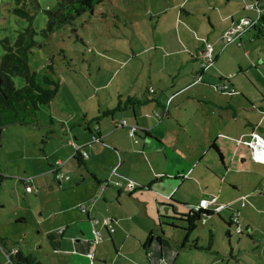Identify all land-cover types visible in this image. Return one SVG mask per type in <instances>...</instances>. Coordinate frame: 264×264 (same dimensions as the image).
<instances>
[{
	"label": "rangeland",
	"instance_id": "rangeland-1",
	"mask_svg": "<svg viewBox=\"0 0 264 264\" xmlns=\"http://www.w3.org/2000/svg\"><path fill=\"white\" fill-rule=\"evenodd\" d=\"M37 1L39 8L33 16L32 27L37 31L35 39L41 43V47L31 49L29 66L32 70L41 74L47 62L52 60L54 66L52 77L58 84L57 95L49 104L40 106L36 112V124L25 126L7 124L3 126L0 146V164L7 169V174L10 176L2 178L0 181V200L4 204L1 209L0 227L7 236H10V239L25 234V239L30 245L36 241L35 238L39 229H52L55 224H58V219L61 216L65 215L68 217L69 214L74 215L77 211L85 218L86 213L81 212L75 206L68 209L69 206L72 207L79 193L85 194L87 192V185L89 187L91 185L94 186V181L89 176H84V180L79 181L81 177L75 172L78 170L76 163L70 158L72 148L66 144L69 139L75 141L72 138L73 135L77 136V140L85 136L83 128L81 126L78 127L83 120L82 115H78V113L85 111L89 116V120L92 114H96V109L105 106V104L116 105L119 93L126 94L131 92L143 95L149 83L153 82V79L149 81L150 77L154 78L162 70V73L167 75L169 68L168 63H166L165 52L163 51L167 48L163 49L160 46L155 48L154 42L158 37L168 40L170 30L158 31V34L154 36L153 28L155 22H158L157 25L173 22L172 7H175L181 0H170L171 4L168 8H171V10L160 17L153 14V11L158 10L162 6L167 7L166 1L169 2V0H104L96 6L92 14L87 12L81 15V18L75 22L74 26L67 25L47 38L41 37L39 32L45 24V10L52 7L55 0ZM255 1L232 0L235 8L241 11L240 14L246 13L251 15V18H256L255 11L245 9V6ZM204 2L205 0H184L183 4L184 8H193L194 11H197L196 8L198 6L202 7L200 8L201 10L207 11V5ZM11 3L12 0H0V39L7 37L10 41L14 39L16 32L25 26L24 20L10 13ZM7 4H9L8 11L4 10V7L7 8ZM197 12L201 15V11ZM222 13L224 14L225 11L222 10ZM164 26L169 29V25L165 24ZM171 33L173 34L174 32L171 31ZM249 38L251 37L249 36ZM149 42L152 47L144 50V52H139ZM219 42L222 44L221 41ZM238 47L241 49V58H239L242 64L241 73L238 74L242 85L239 86H244V89L235 88L239 92L236 91L235 94L230 96V102L244 103L243 95L247 92L248 97L246 100H248L250 108L240 111L242 123L248 117L257 120L260 126L257 129V133L264 141V38L259 36L255 41L249 42L248 40L244 47ZM247 48L250 50L249 56L244 52ZM133 52H139V54L133 56ZM2 53L3 50L0 43V57ZM185 57L184 62L187 61V57ZM127 58L129 59L126 60ZM226 61L221 60L223 63ZM199 63L200 59L196 62V66H199ZM220 65L223 67V72L230 69V64L224 65L220 63ZM213 68H216V64L208 67L205 70L207 74L204 76V78L210 79L211 88L214 87L212 82H218L219 74H223L217 68L215 72ZM233 71L236 72L237 69L235 68ZM255 71L263 79L255 75ZM170 72L171 75H175L178 69L172 68ZM224 77H229V75H224ZM13 81L17 87L24 84V80L21 77H14ZM94 85L102 88L99 91V96L94 94L96 93L93 90ZM229 90L222 91L229 93ZM214 91L213 88L209 92L215 98H218L219 95ZM233 92L234 90L232 89L231 93ZM221 97L224 98V102L228 101V95ZM207 100L208 102H202L200 105L199 100L194 97L193 102L188 101V103L184 104V106L190 108L188 110L182 109L179 114L180 118H176L174 113H172L170 115L171 122L163 120V125L156 124L155 116L153 111H151L149 112V124L156 126L154 132L159 135L165 134L163 129L170 128L169 133L172 136H178L179 134L180 137L185 135L194 137L198 129H196L193 122L188 121L184 127L180 124L187 119L191 120L190 113H194L193 109L195 107L200 108L202 117L194 116V121L207 119V122H209L210 113L218 114V109L211 99ZM177 101L180 102V100H175V102ZM152 106V103H145L142 106H138L137 111L138 109H143L144 112H148ZM125 114L128 121L132 122V111L127 109ZM62 125H67V129L62 128ZM125 125L127 124L125 123ZM103 126L106 128L112 127L108 120L105 121ZM69 127H71L70 131H68ZM201 127L202 124L199 125V128ZM233 127V132L239 129L238 125H234L231 128ZM183 128L185 129L183 130ZM49 129L53 131V138L45 139V134ZM127 130V128L119 130L123 131V135H120V140L125 147L130 148L133 146L136 150H139L140 145L145 143L143 135L136 132L135 137L131 138L127 136ZM102 131H104V128H102ZM201 131L199 129V132ZM216 133L218 132L211 128L209 135L217 137V143L220 146L222 144L225 147L230 141L245 145L241 141L243 139L240 140L233 137V139H230L227 135L221 136L222 133ZM240 137L247 138L245 136L242 137V135ZM135 138L138 140L137 145L133 142ZM205 138L203 136V139L201 137L199 141H194V139L186 141L184 139V142L178 143L168 137L165 138L168 148L164 149L161 144L152 140L147 143L149 147H146L147 149L144 151L147 155H152V158H144L139 153L144 162L138 165V156L129 151L127 162H124L122 167L112 171H110L109 166L102 167V176L100 175V178L107 176L109 179V176L113 175L109 183L110 185L112 184V187L114 184H119L117 181L121 183L123 190H125L123 191L122 200L124 205L129 208L128 210L132 212L135 208V215L140 214L141 216L144 213L143 217L146 215L152 219L156 218L158 213L164 214L166 212L160 203L173 204V202L166 200L167 194L169 196L172 195L174 201L185 204L178 208L180 213L183 214L188 213L189 208L197 205L200 199H207L213 195L217 196L215 205L222 206L217 211L218 215L204 216L205 222H197L195 229L188 233L185 245L182 247H180V244L184 242V233L166 232L162 236L161 244L154 239L148 256L151 259L153 257V260L159 261L161 257L162 264H264V164L252 165V162H250V149L248 148L249 150L248 153H245V157L242 156V158L237 154L235 155L233 166L235 168L236 166L240 167V170L231 169L226 172L218 154L210 147L212 141L204 143ZM72 141L69 142L74 144ZM207 145H209V148H207ZM191 146L194 151L197 149L198 153H190V150H192ZM175 147L177 151L173 152ZM84 150L87 151L86 149ZM202 150L204 156L197 157ZM106 151L109 152L110 150L106 149ZM227 151L231 152L229 147L225 148V152ZM172 152L176 159L179 158L180 161L181 159L190 160V162L194 161L192 164L195 167L194 171L191 173L186 167L182 168L181 166L184 163H179L181 166L172 165L167 160ZM109 155L111 156L110 153ZM57 158H60L61 161L55 162ZM57 163L62 165L63 174L70 178V180H63L62 182L69 184L64 187H57L49 180L50 184L53 185V190L49 188V191L43 184L39 185L38 188L35 187L37 180L50 179L52 174L49 172L57 166ZM128 163H135V166L128 165ZM202 169H204V172H200ZM45 171L46 173H44ZM82 174L84 175L85 173L82 172ZM28 177L35 179L31 181L33 187L32 192L29 191V193L21 182ZM159 177L162 178L160 179ZM156 178L158 179L156 180ZM74 180L80 182L77 185L79 186L77 190L73 187ZM229 182L236 184L238 190L232 187ZM129 184H133L134 190L129 188ZM141 186L143 188H140ZM112 187L108 188V192L111 193L109 196L114 198L116 191ZM232 188H234V191H232ZM126 190L131 193H126ZM90 201H85L84 204L80 205L89 207ZM99 202V204H94V213L96 214L97 212L100 220L103 217L113 215L112 213L116 209L114 199L110 204L112 206L110 208H107L102 203V199ZM21 206L26 217L24 224L16 223L14 220L13 213ZM139 208L144 212L141 213ZM232 213L238 215L241 224L240 231H236L234 224L230 226L226 224L229 222ZM40 215L46 217V219L38 223L39 220H42L39 219ZM148 220L146 219V221ZM247 226L249 229L247 228L246 230L245 227ZM86 227L88 233H90V222ZM226 231H228V234ZM155 232H157L156 227L154 228ZM209 232L212 234V242L207 248ZM149 234L144 237L143 242L146 238L149 241L151 240V234ZM39 241L41 242L42 239ZM192 242H195L198 248L188 245ZM138 247L139 249L135 254H132L130 250L126 251V247L121 252L128 253V256L133 260L144 263L142 260L144 252L143 250L139 252L140 246H136V249ZM32 253L41 258L47 256L37 251ZM7 260L0 250V264H10Z\"/></svg>",
	"mask_w": 264,
	"mask_h": 264
},
{
	"label": "crops",
	"instance_id": "crops-1",
	"mask_svg": "<svg viewBox=\"0 0 264 264\" xmlns=\"http://www.w3.org/2000/svg\"><path fill=\"white\" fill-rule=\"evenodd\" d=\"M201 1V0H200ZM235 2V1H234ZM184 0H181L175 7H172L173 13L172 18L173 22L169 23H161L169 25V29L165 27L164 25H160L155 22V26L153 28L154 36L158 34V31H166L170 30V37L167 39L158 37V39L154 42V47L157 46L163 47V49L167 48L166 50H163L166 56V60L168 63L169 70L166 73H162V71L159 72L157 76H154V78L150 77L149 81L153 79L152 83H149L148 88L152 87L154 90V98H156V102H147L152 103L153 106L148 110V112H144L143 109H138L137 107L140 106V104H134V105H127L125 107H122L120 110H115L114 112L103 115L100 119H96L95 117H99L100 111L102 110H108L112 109L115 105L114 104H105V106L100 107L99 109H96V114H92L90 116V119L88 120L89 116L85 111H80L78 115H82L83 120L82 124L78 125V127H82L83 131L85 132V136L77 140V136L73 135L72 138L75 141H72L71 139L66 141L67 146L72 148L68 142L72 141L75 145L82 147L83 151L86 153V157L84 159L85 166L78 167L76 165V170L81 179L80 182L84 180V176L91 177L92 181H94V186L87 185V192L85 194H80L75 198L74 204L68 207V209L73 208L74 206L79 208L81 205L84 204L85 201H90V203H93L92 210L88 211L85 215V218L81 216V214L75 212L74 215L69 214V216H61L58 219V224H55L52 229H39L37 231V235L32 245L28 243L25 239V234H22L20 236H17L15 238H11L10 236H7L0 227V250L2 251L3 255L5 251H9L10 249L16 248L19 251H21L26 257L29 264H90L89 259L86 257L87 253L93 254V264H162V258H159V261L153 260L149 256L150 250L152 248V242H154V239L161 244L162 236L159 235L157 232L154 233L155 228V218H148L146 215L144 217L142 216L144 211H142L140 208V212L143 213L141 216L140 214L135 215V208L132 212L128 210L129 208L124 205V202L122 200L123 198V187L121 186V183L117 181L119 184H114L113 187L110 185L109 181L112 178L113 175H110L109 179L108 177H102L101 170L102 167H108L110 168V171L118 170L120 167H122V164L124 162H127V154L129 151H131L132 154H136L138 156V165L139 163H143V158L141 155L145 157L152 158V155H147L144 151L147 149L146 147H149V143L152 140H155L159 144H161L162 148H168V144L165 140V138H172L173 141L182 143L185 139L199 141L201 140V137L203 139V136H205L204 143L212 141L218 148L222 155V158L220 159V162L222 163V166L224 167V170L230 171L231 169L234 170H240V167L235 168L234 165V158L237 154L240 157H245V153H248V147L239 144V143H233V141H230V145H226L225 147L220 146V144L217 143V137L210 136V130L211 128H214L215 131L221 134L227 135L230 137V139L237 138V139H244L240 136H245L246 139H248L249 133L255 132L257 133V129L260 127L258 125L259 122L257 120L252 118H245V122L242 123L241 120V113L243 109L250 108V104L248 103V100L246 98L248 97L247 92L243 95V98L245 100L244 103H237V102H230V99L233 94L236 93L235 88H239L240 81L238 78V74L241 73L242 70V64L240 61L241 58V49L238 46L244 47V45L251 41H255L259 36L257 35V30H249L245 32L241 36V44H238L237 41H232L229 43L224 44L223 43V33L230 27V25L233 23V21L241 18V17H250L251 15L240 14V10L238 8H235L232 0H205V4L207 5L206 10H201L200 6H198L197 11H201V15L193 8H184ZM171 4L170 0L169 2L166 1V6L160 7L158 10L153 11V14L158 15L159 17L161 15L166 14L171 8H168ZM233 4V5H231ZM8 5L7 8L4 7V10L8 11ZM190 10V11H189ZM222 10L225 11V13H222ZM194 11V13H193ZM152 13V12H151ZM251 18V17H250ZM158 28V29H157ZM171 31L174 33L172 34ZM249 36L251 38H249ZM166 40V41H165ZM222 44H220V42ZM205 42L212 43L214 47V54H215V61L213 64H216V68L219 69L220 72L223 74H219L220 76L219 81L212 83L214 84V92L219 95L218 98H215L213 94H211L209 91L210 89L213 90L210 86L212 84L210 83V79L204 78L206 72H201L199 70V66H196V62L198 59H200V51L203 48V45ZM235 44V45H234ZM250 44V43H249ZM145 48L139 50V52H144V50L150 49L152 45H150V42L147 46H143ZM171 47V48H170ZM133 51V50H132ZM139 52H133V56L139 54ZM245 54L247 56L250 55V50L247 48L245 49ZM132 56V57H133ZM187 57V61L184 62V57ZM185 57V58H186ZM240 57V58H239ZM127 58L126 60H128ZM125 60V61H126ZM221 60H227L225 63L221 62ZM124 61V62H125ZM219 63V64H218ZM222 64H230V69L228 71L223 72V67L220 65ZM254 65V64H253ZM178 69V72L175 75H171L170 70L171 69ZM216 68H213V70L216 72ZM237 69V71H233V69ZM232 69V70H231ZM236 74V76H235ZM255 74L258 75V77L262 78V76L255 71ZM224 75H229V77H224ZM199 78V80H198ZM263 79V78H262ZM203 81V82H202ZM225 82V83H224ZM226 85L227 89H233V93H224V91H221L219 87L221 85ZM240 88L244 89V86H241ZM93 90L96 91L94 93L96 96H99V91L102 90L101 87H97L94 85ZM246 91V90H245ZM239 92V91H238ZM93 94V93H92ZM193 95V96H191ZM228 95V101L224 102L221 96ZM118 96H120V103L123 101V98L126 96H137L141 97V94H134V93H119ZM194 97H196L199 100V104L201 105L202 102L206 103L208 102L207 99H211L213 103L217 106L218 114L211 112L209 117V122H207V119L201 120L199 119L197 122L194 121V116H201L200 108L195 107L193 109V114L191 115V120L187 119L180 125L182 127L185 126V123L188 121L193 122L194 126L196 127L197 132L195 136L190 137V135L183 136H172L169 131L170 128H167L164 130V135L157 134L154 132L156 126H152L149 124V112L153 111V114L155 112L159 111L158 119L156 117V124H162L163 120H167V122H171L170 115L174 113L176 118H180L179 114L182 109H189L190 107L184 106L185 103H188V101H192ZM175 100H180V102H175ZM205 100V101H204ZM138 105V106H137ZM167 105V106H166ZM194 105V103H193ZM137 106V107H136ZM142 106V105H141ZM195 106V105H194ZM249 106V107H247ZM166 107V109H165ZM129 109L133 113V121L129 122L128 118L126 117V110ZM167 112V113H166ZM190 112V111H189ZM155 116V115H154ZM202 117V116H201ZM193 118V120H192ZM109 121L111 128H106L103 126L105 121ZM125 122L126 126H119L120 122ZM128 121V122H127ZM179 121V120H178ZM181 121V120H180ZM202 124V127L199 128V125ZM106 125V124H105ZM128 125H132L135 127L134 131V137L136 135V132H139L143 135L145 139V143L140 145L139 150H136L135 147H125L124 143L120 140V135H123V131H119L120 129L123 130L124 128L128 129ZM163 125V124H162ZM234 125H238L239 129L235 130L233 132V128H231ZM245 125V126H244ZM95 126L97 129H95ZM67 125H62V128L65 130L67 129ZM87 128L90 132H88ZM102 128H104V131H102ZM71 127L68 128V131H70ZM185 128H183L184 130ZM199 129L202 130L199 132ZM244 129V130H242ZM162 130V131H163ZM97 132L98 141L91 142V137L93 133ZM128 131V130H127ZM205 131V132H204ZM185 132V131H184ZM204 133V134H203ZM203 134V135H202ZM125 136V135H124ZM127 136L129 135V131L127 133ZM132 136V137H133ZM131 137V136H130ZM131 137V138H132ZM233 137V138H232ZM240 137V138H239ZM53 138V135H52ZM49 138V139H52ZM174 138V139H173ZM262 138V137H261ZM119 139V140H118ZM263 139V138H262ZM229 140V139H228ZM78 141V142H77ZM133 142L137 145L138 140L135 138V141L133 139ZM192 147V146H191ZM204 147V146H203ZM229 147L231 152L227 151L225 152V148ZM133 148V149H131ZM207 148H209V145H207ZM86 149L87 151H85ZM106 149L110 150L109 152L106 151ZM190 153H198L197 149L194 151L193 147L191 148ZM204 150V149H203ZM200 153L197 157L204 156V152ZM139 151V152H138ZM177 151V148H174L175 152ZM170 155V158L167 159L169 162L174 165H180L184 163V165H180L182 168L186 167L188 171H191V173L194 171V166L192 165L194 163L190 162V160H184L181 159V161L176 159V156L173 155L174 153ZM111 154V156L109 155ZM141 155H140V154ZM242 157V158H243ZM117 159V163H116ZM245 159V158H244ZM61 161L60 158L55 159V162ZM180 161V162H179ZM250 162H252V165H263L258 162H254L250 158ZM180 163V164H179ZM117 164V166H116ZM135 166V163H128V165ZM0 170H1V177L2 178L10 177L7 173V169L4 168L0 164ZM61 172L64 173V169L62 167L60 168ZM49 172V170H48ZM47 172V173H48ZM85 173L84 175L82 174ZM200 172H204V169H202ZM46 173V171L44 172ZM50 174L53 175V172L50 171ZM50 176V179L47 180H37L35 187L38 188L39 185H45V188L49 190H53V185L50 184L49 180L52 181L53 184L57 187H64L65 185L69 183H63V180H57L53 176ZM102 176V175H101ZM218 179L221 180L217 175H215ZM32 180H35L33 177H31ZM162 178V177H161ZM160 178V179H161ZM176 178V177H175ZM70 180V178H68ZM67 180V181H68ZM157 180V178H156ZM75 181V180H74ZM224 181V180H222ZM22 185L25 186V183L23 181ZM34 182V181H33ZM80 182H73L75 189L77 190L79 186H77ZM35 183V182H34ZM72 183V182H70ZM232 187H234L236 190H238L237 185L233 182H229ZM32 183H31V191L32 192ZM114 188L116 191V194L114 198L110 197L108 192V188ZM149 187V186H148ZM25 188V187H24ZM140 188H143L141 186ZM234 188H232V191H234ZM1 189V184H0ZM74 189V190H75ZM26 190V189H25ZM49 190V191H50ZM134 190V189H133ZM139 190V189H138ZM27 191V190H26ZM47 191V190H46ZM29 193V191H27ZM126 193L130 194V191L126 190ZM212 193V192H210ZM166 200L170 198L173 201V205L178 209L180 206H183L185 204L178 203L177 201H174L172 199V195L169 196L167 194ZM210 195V194H209ZM216 197L217 196L213 195ZM95 197V198H94ZM209 197V196H208ZM102 199V203L105 204L107 208L112 207L110 204L112 203L113 199L115 201V212L112 213L113 215L109 216V219L111 221L112 227L114 231L111 234L106 233L104 229L101 228L102 237L98 242H93L91 240V234L88 233L86 225L89 223V218H98V214L94 213L95 210V203H100L99 200ZM80 205V206H78ZM127 205V203H126ZM161 207L165 208V211L167 212L168 209L163 206L160 203ZM4 204L0 200V218L1 215V209L3 208ZM73 210V209H72ZM61 212H64L63 210H60ZM79 211V212H80ZM82 212V211H81ZM80 212V213H81ZM165 212V213H166ZM14 214V220L16 223H25L26 217L23 214L22 206L19 209H16ZM20 214V215H19ZM95 214V215H94ZM51 215V214H50ZM49 215V216H50ZM38 223L42 222L46 219V217H43L42 215L39 216ZM108 217V216H107ZM101 218V217H100ZM146 219H150L146 221ZM152 223V224H151ZM1 225V224H0ZM96 227H100V224L97 223L95 225ZM246 230L248 228L245 227ZM249 229V228H248ZM149 232H151V240L149 241L148 238L143 242L145 239L144 237H147ZM157 236H160V239L158 241ZM210 236L212 234L210 233ZM211 238V237H210ZM42 239L40 242L39 240ZM13 242V243H12ZM146 242V243H145ZM212 242V240H211ZM136 246H140L139 252L143 250L144 252V258H142L144 263L138 262L133 260L128 256V253H122L121 250L126 247V251L130 250L132 251V254H135L136 251L139 249V247L136 249ZM142 246V247H141ZM211 247V246H210ZM37 251L38 253H43L47 256H44V258H41L40 256H35L33 251ZM160 250V249H159ZM160 252V251H159ZM5 256V255H4ZM124 259V260H123ZM8 261V260H7ZM9 262V261H8Z\"/></svg>",
	"mask_w": 264,
	"mask_h": 264
},
{
	"label": "trees",
	"instance_id": "trees-1",
	"mask_svg": "<svg viewBox=\"0 0 264 264\" xmlns=\"http://www.w3.org/2000/svg\"><path fill=\"white\" fill-rule=\"evenodd\" d=\"M103 1L104 0H55L52 7L45 10L46 19L44 27L39 32L40 36L47 38L55 31L67 25L74 26L75 22L79 21L81 18V15L87 12L92 14L96 6ZM38 8L39 3L37 0H12L10 13L24 20L25 26L16 32L12 41L7 37L0 39L3 50L0 57V146L1 129L3 126L7 124H18L22 126L36 124V112L40 106L49 104L57 95L58 84L52 77L54 72L52 60L47 62L41 74H38L29 66L31 49L41 47V43L35 39L37 31L32 27L33 16ZM258 8L260 9V13L257 18L256 30L258 32L257 35L264 38V0H258ZM14 77L23 78L24 84L17 87L13 81ZM144 93L145 94L141 95V97L126 96L121 103L119 100L120 96H118V103H116L112 109L100 111L99 117H95L96 119L94 120L100 119L103 115H108L115 110H120L127 105H142L153 101L157 103L156 98H154V90L152 87L147 88ZM154 115L158 119L159 111L155 112ZM119 126L123 127L126 125ZM95 129H97V127ZM87 130L90 132L88 128ZM52 135L53 131L49 129L45 134V139L52 138ZM93 135L97 136L98 134L95 131ZM133 135L130 136L132 137ZM210 147L215 150L221 159L222 155L219 148L214 143H212ZM80 149L83 150L82 147H80ZM85 157L79 149L74 150V148H72L70 158L75 161L78 167L85 166ZM168 201L173 202L170 198H168ZM162 205L165 206L168 211L164 214H157L155 218L157 232L161 236L166 232L184 233V242L180 244V247L185 245L188 233L195 229L197 222H201L203 216L219 214L218 212L214 213L212 210L195 211L193 208H189L188 213L183 214L180 213L173 204ZM221 221L223 220L221 219ZM226 224L228 226L233 224L232 217H230L229 222ZM227 232L228 231H226V233ZM210 233L211 232L208 233L207 248H209L211 244ZM157 239L159 241L160 236H157ZM188 245L193 248H198L195 242L189 243ZM9 263L29 264L27 257L19 250L9 258ZM36 264H38V262Z\"/></svg>",
	"mask_w": 264,
	"mask_h": 264
},
{
	"label": "built area",
	"instance_id": "built-area-1",
	"mask_svg": "<svg viewBox=\"0 0 264 264\" xmlns=\"http://www.w3.org/2000/svg\"><path fill=\"white\" fill-rule=\"evenodd\" d=\"M245 9L248 10H254L255 11V15L256 18H250V17H241L235 21H233V23L230 25V27L223 33V43H229L232 41H237L238 44H240L241 42V36L253 29L256 30V25H257V18L259 16L260 13V9L258 8V0H256L255 2L246 4ZM200 63H199V69L201 72H204L209 66H211L214 61H215V54H214V48L212 46V44L205 42L203 45L202 50L200 51ZM199 80V78H198ZM219 89L222 90H227L225 85H221L219 87ZM151 91V89H150ZM232 89L229 90V93H231ZM120 125H125V123L120 122ZM96 128V127H95ZM128 130H129V135H133L134 131H135V127L134 126H128ZM98 137L93 135L91 137V142H95L98 141ZM249 149H250V156L252 158V160L254 162H258L260 164H264V141L261 138V136L258 133L255 132H251L249 133L248 139H243L241 140ZM70 146H72V148H74V150L79 149L82 153V155L85 157L86 153L80 149L79 146L72 144L71 142L68 143ZM62 165H60V163H57V166L54 167V169L52 170L54 178L57 180H67L68 176L64 175L63 172H61L60 168ZM0 177H1V170H0ZM25 183V189L27 191H31V181L32 178L28 177L22 180ZM129 188L133 189V184H129ZM216 202V197L214 196H210L207 199H200V202L195 205L193 207V209L195 211L198 210H212L213 212H217L219 211L222 206L219 205H215ZM93 206V203L91 202L89 207L85 206V205H81L79 208L81 209L82 212L87 213L88 211L91 210ZM232 217V223L235 225L236 227V231H240V222L238 219V215L236 213H232L231 216ZM89 222L91 224V229H90V234H91V240L93 242H98L101 237H102V233H101V228L104 229V231H106V233L111 234L114 229L112 227L111 221L109 219V217H103L101 220L97 219V218H89ZM205 222V218L204 216L201 219V223ZM99 223L100 227H96L95 225ZM18 251V249L13 248L10 249L9 251H5L4 255L5 257L8 259L14 255L16 252ZM86 257L89 259L90 264L92 263L93 260V254L92 253H87Z\"/></svg>",
	"mask_w": 264,
	"mask_h": 264
}]
</instances>
